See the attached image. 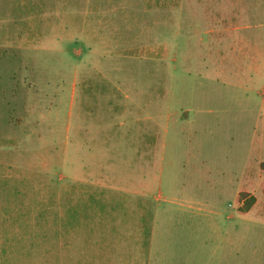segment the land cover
I'll list each match as a JSON object with an SVG mask.
<instances>
[{
  "label": "rangeland",
  "instance_id": "obj_1",
  "mask_svg": "<svg viewBox=\"0 0 264 264\" xmlns=\"http://www.w3.org/2000/svg\"><path fill=\"white\" fill-rule=\"evenodd\" d=\"M263 34L264 0H0V264H264Z\"/></svg>",
  "mask_w": 264,
  "mask_h": 264
},
{
  "label": "trees",
  "instance_id": "obj_2",
  "mask_svg": "<svg viewBox=\"0 0 264 264\" xmlns=\"http://www.w3.org/2000/svg\"><path fill=\"white\" fill-rule=\"evenodd\" d=\"M263 193H264V188H263ZM242 197H246V194H242ZM256 199L255 198H250L249 200H246V205L245 208L243 209L244 212H248L251 207L255 204ZM245 203V202H244Z\"/></svg>",
  "mask_w": 264,
  "mask_h": 264
},
{
  "label": "crops",
  "instance_id": "obj_3",
  "mask_svg": "<svg viewBox=\"0 0 264 264\" xmlns=\"http://www.w3.org/2000/svg\"><path fill=\"white\" fill-rule=\"evenodd\" d=\"M262 36H263V37L260 36V37H261V38H260V41H261L260 44L264 42V34H263ZM263 184H264V183H263ZM263 188H264V186H263ZM255 199H256V198H255ZM256 201H257V200H256ZM256 201H255V204H256ZM255 204H254V205H255ZM254 205H253V206H254ZM253 206H252V207H253ZM252 207H251V208H252Z\"/></svg>",
  "mask_w": 264,
  "mask_h": 264
}]
</instances>
